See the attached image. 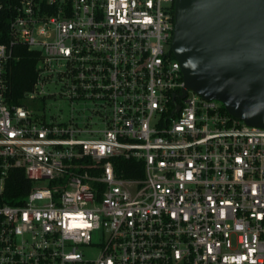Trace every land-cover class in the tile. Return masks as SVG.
<instances>
[{
    "label": "built area",
    "instance_id": "2783aa9c",
    "mask_svg": "<svg viewBox=\"0 0 264 264\" xmlns=\"http://www.w3.org/2000/svg\"><path fill=\"white\" fill-rule=\"evenodd\" d=\"M6 27L0 264H264V128L178 97L173 0H16ZM14 45L37 54L16 97Z\"/></svg>",
    "mask_w": 264,
    "mask_h": 264
},
{
    "label": "water",
    "instance_id": "95a60500",
    "mask_svg": "<svg viewBox=\"0 0 264 264\" xmlns=\"http://www.w3.org/2000/svg\"><path fill=\"white\" fill-rule=\"evenodd\" d=\"M170 51L183 86L264 128V0H173Z\"/></svg>",
    "mask_w": 264,
    "mask_h": 264
},
{
    "label": "trees",
    "instance_id": "16d2710c",
    "mask_svg": "<svg viewBox=\"0 0 264 264\" xmlns=\"http://www.w3.org/2000/svg\"><path fill=\"white\" fill-rule=\"evenodd\" d=\"M15 1L0 0V43L8 41L6 26L10 18L11 7ZM12 50L17 59L9 63L7 79L10 91L16 97L31 88L35 76L34 67L37 54L21 45H14ZM119 166L121 170L117 171V173L122 177L141 176L142 174L141 164L137 161L119 160ZM29 187L30 182L23 176L22 172L13 170L6 182V190L14 191L15 193L6 196L2 201L10 204L18 203V197L26 192Z\"/></svg>",
    "mask_w": 264,
    "mask_h": 264
},
{
    "label": "rangeland",
    "instance_id": "374dc122",
    "mask_svg": "<svg viewBox=\"0 0 264 264\" xmlns=\"http://www.w3.org/2000/svg\"><path fill=\"white\" fill-rule=\"evenodd\" d=\"M55 101H51V100H48L46 101L49 109L51 112H54L56 111L58 108H61L62 110H64L65 108V102L63 99L59 98V97H56L54 99Z\"/></svg>",
    "mask_w": 264,
    "mask_h": 264
}]
</instances>
